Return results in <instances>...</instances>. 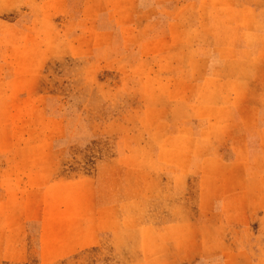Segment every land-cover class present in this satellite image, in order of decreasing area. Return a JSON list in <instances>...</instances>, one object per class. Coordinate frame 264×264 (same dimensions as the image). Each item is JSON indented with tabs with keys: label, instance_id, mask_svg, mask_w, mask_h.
Returning a JSON list of instances; mask_svg holds the SVG:
<instances>
[{
	"label": "rangeland",
	"instance_id": "obj_1",
	"mask_svg": "<svg viewBox=\"0 0 264 264\" xmlns=\"http://www.w3.org/2000/svg\"><path fill=\"white\" fill-rule=\"evenodd\" d=\"M41 1L0 14L51 29L1 21L0 264H264V0Z\"/></svg>",
	"mask_w": 264,
	"mask_h": 264
},
{
	"label": "crops",
	"instance_id": "obj_2",
	"mask_svg": "<svg viewBox=\"0 0 264 264\" xmlns=\"http://www.w3.org/2000/svg\"><path fill=\"white\" fill-rule=\"evenodd\" d=\"M94 2H87V3H83L81 9L85 8L84 11H86L85 13V16H87L89 14V9H91L93 6L95 5H98L99 2H96V0H92ZM9 3H10V6H9ZM12 0H8L6 2H3L2 0L0 1V14H1V10H4V9H7L9 7H12L13 4H12ZM32 3H35V2H32ZM37 4H40L39 5V8L41 9H47V10H54V11H59V10H64L67 8V5H66V0H56V1H41V2H36ZM126 2H123V4H125ZM15 7H20V4H19V1L17 3V5ZM32 9V6H29L28 9L26 10H31ZM128 10L125 11L124 13L127 14L128 11H129V8H127ZM45 13L46 12H41V13H37V14H33V15H28V16H25V17H22V13L19 14V17L16 18L17 20L15 21H8V20H5L3 19L2 17H0V33H1V27L4 25V26H7L5 25L6 23H9L10 24V28L11 30H14V33L15 36H37L38 34V30H33V27H34V24H37L39 26V28L41 27V35L40 36H49V32H50V28H45V30H43V26L46 25V16H45ZM71 17L74 16L73 13H70ZM5 23L2 25V22ZM86 22V20H85ZM88 24H85V28H88ZM85 31H88L87 29H83L81 28L79 32H77V34L75 35L76 39L80 38L81 36H87V32ZM90 40H93L92 36L89 37ZM80 45H81V40H79V45H78V48H75V50L77 51H80ZM13 55L16 57V61L17 62H21L22 65H25L27 66V61H29L30 57L34 58V50H30V49H26V50H16V49H13ZM79 53H82V52H79ZM47 55V53H46ZM25 62V63H24ZM15 71V70H14ZM26 71H32V69H26ZM16 72V71H15ZM17 87V86H16ZM28 85L27 86H22L21 89L25 90L27 89ZM13 89H15L14 87H12ZM18 89V88H17ZM20 97V95L18 94V98ZM19 100H22V101H26L28 100L27 97H24L23 99H19ZM96 190H97V199H98V203L100 206H104V207H110L111 205H113L115 203V196H114V193H113V189L112 190H108V189H104L105 192L102 193L101 191L103 190H100V189H97L96 187ZM105 197H104V196Z\"/></svg>",
	"mask_w": 264,
	"mask_h": 264
}]
</instances>
